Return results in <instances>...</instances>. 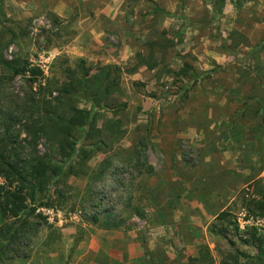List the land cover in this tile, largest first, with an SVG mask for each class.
Segmentation results:
<instances>
[{
	"label": "rangeland",
	"instance_id": "rangeland-1",
	"mask_svg": "<svg viewBox=\"0 0 264 264\" xmlns=\"http://www.w3.org/2000/svg\"><path fill=\"white\" fill-rule=\"evenodd\" d=\"M248 1L0 0V149L13 159L58 161L46 117L72 116L58 88L82 75L80 61L118 83L93 128L77 132L91 153H76L72 174L48 186L34 236L17 239L28 256L0 264H221L255 253L264 46Z\"/></svg>",
	"mask_w": 264,
	"mask_h": 264
},
{
	"label": "trees",
	"instance_id": "trees-1",
	"mask_svg": "<svg viewBox=\"0 0 264 264\" xmlns=\"http://www.w3.org/2000/svg\"><path fill=\"white\" fill-rule=\"evenodd\" d=\"M260 48L261 45H258L252 49L256 51ZM80 62L82 75L73 77L69 83L58 88L59 96L67 101L72 116L65 118L51 111L46 117L49 134L59 148L58 161L41 157L26 163L24 160L13 159L0 149V263L14 257L28 256V252L23 253L19 249L17 251V239L25 233L34 236L40 226L38 219L43 218L36 214L37 208L51 206L46 198L48 186L53 180L59 181L72 174L71 159L76 158V153L83 152L82 159L89 156L91 151L79 144L81 139L77 132L85 129L86 133L88 129L93 128L95 117L107 105L105 99L118 88V83L110 78L107 71L102 68L100 72L92 71V68L85 67L83 61ZM31 73L36 75L42 72L36 68L32 69ZM260 88L264 93L263 85ZM78 98L89 102L92 108L86 110L76 106ZM258 100L260 106L264 107V96ZM226 216L227 213L222 212L218 218L224 219ZM33 217L36 220H32ZM97 218L94 215L90 221L95 223ZM242 241L249 244L246 239ZM251 244L255 248L254 254L231 256L221 264H264V239L255 237L254 234Z\"/></svg>",
	"mask_w": 264,
	"mask_h": 264
},
{
	"label": "crops",
	"instance_id": "crops-1",
	"mask_svg": "<svg viewBox=\"0 0 264 264\" xmlns=\"http://www.w3.org/2000/svg\"><path fill=\"white\" fill-rule=\"evenodd\" d=\"M253 8L250 16L252 15L253 16V22H252V31L253 32H263L262 36H260V38H257L259 40V42L261 41V45L264 46V21H261V18L262 16H264V0H258V1H254V0H251V1H248L247 2V5H245L244 8L249 9V8ZM247 13V11H246ZM261 21V22H259ZM249 36V35H248ZM250 40L251 39H254V35H250L249 36ZM258 42V41H257ZM249 53V48L247 47H244V49H242V53H239L238 55L242 58L241 60L243 62H245L246 64L248 63V66H249V57H250V54ZM215 59H218L217 56H214ZM227 55L223 54V62L227 61ZM220 60V59H219ZM259 65L260 66H263L264 67V50L260 53V58H259ZM251 68H252V71L254 70V67L252 65V60H251ZM256 70V69H255ZM237 84V83H235ZM234 83H230L228 86H235ZM225 97V96H223ZM224 102L226 103V97L223 98V104ZM226 109V108H225ZM227 112H228V109H227ZM228 118V117H226Z\"/></svg>",
	"mask_w": 264,
	"mask_h": 264
}]
</instances>
